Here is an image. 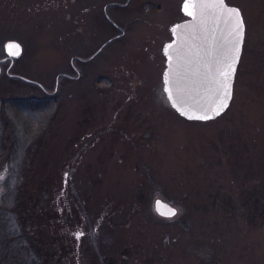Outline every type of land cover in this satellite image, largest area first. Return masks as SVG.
Here are the masks:
<instances>
[{
    "label": "rangeland",
    "instance_id": "1",
    "mask_svg": "<svg viewBox=\"0 0 264 264\" xmlns=\"http://www.w3.org/2000/svg\"><path fill=\"white\" fill-rule=\"evenodd\" d=\"M183 1L0 0V60L23 46L0 64V239L11 218L44 264H264V0H226L245 40L206 122L164 90Z\"/></svg>",
    "mask_w": 264,
    "mask_h": 264
},
{
    "label": "water",
    "instance_id": "2",
    "mask_svg": "<svg viewBox=\"0 0 264 264\" xmlns=\"http://www.w3.org/2000/svg\"><path fill=\"white\" fill-rule=\"evenodd\" d=\"M225 4L228 7L240 10L237 6L229 5L226 0ZM181 10L186 16V19L175 23L172 26L171 32L173 38L164 47V53L166 56L164 81L165 73H168L171 78L172 72L175 70L177 73L175 82L170 83L168 87L172 89L174 97L177 87L182 89V95L186 103L181 107L184 111L188 112V115H202L203 113L200 111V107L208 106L213 95L212 90L216 87L213 82L214 70L219 66L216 61L222 60L224 54L231 47V21H229L227 14L221 11V8L217 4V0H184L181 5ZM188 13H191V15ZM241 17L244 22L242 12ZM174 28L175 31H173ZM244 40L245 22L243 36L240 43L239 58L235 65V72L231 77V98L228 101V107L220 115L213 116L212 119H189L188 116L181 115L180 111L172 106V101L168 98L171 106L180 116L189 121L206 122L218 118L228 110L234 95L235 78L243 52ZM12 42L20 45L21 54L18 57L10 56L6 50V45ZM168 45H171V47L169 48ZM166 49L167 54L165 51ZM5 51L8 58L15 60L22 56L23 46L19 41L9 40L5 43ZM169 57H171V59H169ZM3 61L4 60H0V62ZM21 78L25 81H30L27 78ZM166 94L168 97L167 92ZM158 200L163 205L167 206V208L161 209V211H167V209L170 208L174 209L177 214L178 210L174 206L158 198L155 201V209L159 215L161 214L156 208V202Z\"/></svg>",
    "mask_w": 264,
    "mask_h": 264
},
{
    "label": "snow or ice",
    "instance_id": "3",
    "mask_svg": "<svg viewBox=\"0 0 264 264\" xmlns=\"http://www.w3.org/2000/svg\"><path fill=\"white\" fill-rule=\"evenodd\" d=\"M217 4L221 8V11L227 14L229 21H231V47L224 54L222 60L216 61V63L219 65L214 70L213 82L215 83L216 87L212 90L213 95L208 106L200 107V111L203 113L202 115H188V112L182 109L181 106L186 103L182 95V89L177 87L174 97L172 89L168 87L170 83L175 82L177 73L175 70H173L171 78L169 77L168 73H165L164 90L168 93V98L170 101H172V106L180 111L181 115L188 116L189 119H212L213 116L220 115L228 107V101L231 98V77L235 72V65L239 58L244 22L239 9L228 7L225 4V0H217ZM188 14L191 15V13ZM173 31H175V28ZM168 47L170 48L171 45H168ZM6 50L12 57H18L21 54L20 45L18 43H8L6 45ZM165 51L167 54V49ZM169 59H171V57H169ZM156 208L162 216L170 218L176 215L174 209L168 208L167 211H161V209L167 208V206L163 205L159 200L156 202ZM81 235L82 233H78L77 239H79Z\"/></svg>",
    "mask_w": 264,
    "mask_h": 264
},
{
    "label": "trees",
    "instance_id": "4",
    "mask_svg": "<svg viewBox=\"0 0 264 264\" xmlns=\"http://www.w3.org/2000/svg\"><path fill=\"white\" fill-rule=\"evenodd\" d=\"M2 122L7 125L9 119L2 111ZM10 234L0 239V264H44L36 253L33 242V233L29 231H16L11 218H7Z\"/></svg>",
    "mask_w": 264,
    "mask_h": 264
},
{
    "label": "flooded vegetation",
    "instance_id": "5",
    "mask_svg": "<svg viewBox=\"0 0 264 264\" xmlns=\"http://www.w3.org/2000/svg\"><path fill=\"white\" fill-rule=\"evenodd\" d=\"M3 60H4V62H0V64H3L5 62H9V64L12 65L15 62V60L8 58V55ZM11 75L20 78V76H18L17 74H11Z\"/></svg>",
    "mask_w": 264,
    "mask_h": 264
},
{
    "label": "bare ground",
    "instance_id": "6",
    "mask_svg": "<svg viewBox=\"0 0 264 264\" xmlns=\"http://www.w3.org/2000/svg\"><path fill=\"white\" fill-rule=\"evenodd\" d=\"M5 46V45H4ZM22 76H20V78H21ZM4 111V110H3ZM201 122H203V121H201Z\"/></svg>",
    "mask_w": 264,
    "mask_h": 264
}]
</instances>
